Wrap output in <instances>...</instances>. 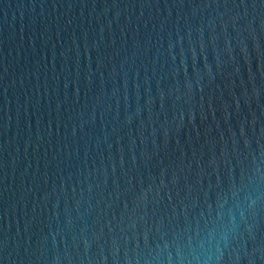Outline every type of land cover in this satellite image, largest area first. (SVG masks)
Listing matches in <instances>:
<instances>
[{"label":"water","instance_id":"obj_1","mask_svg":"<svg viewBox=\"0 0 264 264\" xmlns=\"http://www.w3.org/2000/svg\"><path fill=\"white\" fill-rule=\"evenodd\" d=\"M0 264H264V0H0Z\"/></svg>","mask_w":264,"mask_h":264}]
</instances>
